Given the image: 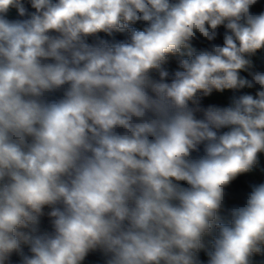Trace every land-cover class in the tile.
<instances>
[{"label":"clouds","instance_id":"clouds-1","mask_svg":"<svg viewBox=\"0 0 264 264\" xmlns=\"http://www.w3.org/2000/svg\"><path fill=\"white\" fill-rule=\"evenodd\" d=\"M0 264H264V0H0Z\"/></svg>","mask_w":264,"mask_h":264}]
</instances>
